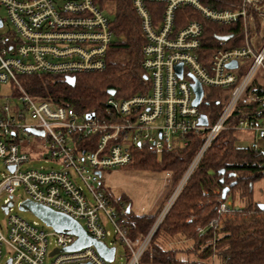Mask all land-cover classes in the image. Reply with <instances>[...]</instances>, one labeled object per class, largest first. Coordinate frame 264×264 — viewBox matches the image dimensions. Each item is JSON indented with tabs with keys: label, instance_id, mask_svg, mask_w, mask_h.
Masks as SVG:
<instances>
[{
	"label": "built area",
	"instance_id": "obj_1",
	"mask_svg": "<svg viewBox=\"0 0 264 264\" xmlns=\"http://www.w3.org/2000/svg\"><path fill=\"white\" fill-rule=\"evenodd\" d=\"M150 4L162 7L150 9ZM132 5L145 41L142 55L148 92L130 98L109 95L102 111L79 113L32 96L22 78H76L104 71L114 42L104 7L97 0H0V160L4 165L0 198L6 197L2 209L13 202L8 212L3 210L7 220L0 222V264L5 256L6 264H112L93 246L52 254L72 246L77 236L13 213L20 188L27 199L68 215L116 252L122 245L130 254L125 264H141L157 229L221 131L253 132L250 147L260 149L259 142L264 141V0H132ZM195 14L219 25L240 24L241 44L229 47L226 43L232 37L218 38L209 51L203 43L204 25ZM232 62H237L236 68L227 67ZM178 65H182L181 77ZM195 81L203 88L197 106ZM2 85H9V94H2ZM214 90H220L219 98ZM240 102L254 104L256 111L229 127ZM220 103L222 110L212 122L214 105ZM92 113L94 117H89ZM202 115L207 125L200 123ZM28 119L33 123H27ZM30 129L44 134L35 135ZM189 135L203 136L201 147L150 231L133 239L123 216L128 207L114 205L102 182L103 171L128 166L135 147L142 145L154 150L160 160L165 151L188 146ZM42 160L59 168L34 165ZM230 210L223 204L219 212ZM108 224L115 230L110 243ZM210 226L216 227L215 221ZM52 237L55 248L50 250Z\"/></svg>",
	"mask_w": 264,
	"mask_h": 264
},
{
	"label": "trees",
	"instance_id": "obj_2",
	"mask_svg": "<svg viewBox=\"0 0 264 264\" xmlns=\"http://www.w3.org/2000/svg\"><path fill=\"white\" fill-rule=\"evenodd\" d=\"M97 1L102 7L108 3L115 6L111 26L116 38L108 51L106 69L76 76L74 87L67 84L62 76L24 77L22 84L32 96L72 107L79 113H98L109 98V90H115L119 98L148 92L149 82L142 55L145 41L132 0ZM149 7L156 9L162 6L150 4ZM195 17L204 25L203 43L209 51L221 36L232 37L226 43L229 47L241 44L243 30L240 24L224 26L201 19L196 14ZM219 91L214 90L215 97H218ZM222 107L221 103L214 105L210 117L212 122ZM254 111V104L240 102L228 126H234L240 118L250 116ZM234 132L232 129L221 131L211 144L154 234L141 258V264H197L215 255L221 258L222 264H264V210L259 207L260 202L255 200L253 192L254 183L264 178V150L238 147ZM203 139L200 135H189L188 146L165 151L160 160L148 146L135 147L133 160L128 167L170 173L172 191L185 175ZM222 170H225L224 174ZM233 182L236 184L230 188L227 198L232 196L235 199L238 195L244 205H232L227 213L219 212L227 200H223L222 192ZM108 193L113 199L110 189ZM162 208L160 206L154 214L143 216L133 213L131 209L127 213L126 208L123 216L126 218L128 235L133 239L145 236ZM213 221L216 227L210 226ZM176 237L184 238L191 244L186 243L188 246L181 249L167 248L168 241ZM179 253L187 257L182 259ZM125 254L129 258V252ZM193 255H196V260L190 259Z\"/></svg>",
	"mask_w": 264,
	"mask_h": 264
},
{
	"label": "rangeland",
	"instance_id": "obj_3",
	"mask_svg": "<svg viewBox=\"0 0 264 264\" xmlns=\"http://www.w3.org/2000/svg\"><path fill=\"white\" fill-rule=\"evenodd\" d=\"M106 14L112 19L115 14V6L111 3H108L104 6ZM114 35V39H115ZM261 71L257 73L259 77ZM2 94H9V85H2L1 87ZM27 123H33L32 120L28 119ZM236 145L240 148L250 147L251 142L254 140V133L250 131H240L236 130L235 132ZM259 146L262 150H264V141L259 142ZM36 167H42L45 169L50 168H59L57 164L53 162H45L37 161L34 163ZM4 171V165L0 160V174ZM102 182L108 189L111 190L113 194V203L117 208H120L121 204H125L127 207H130L131 211L137 215H149L154 212L156 204L161 202V208L168 202L173 190L171 191V182H169V177H167L166 172L158 171L153 169H144V168H136V167H124L120 169H112L103 171ZM254 197L260 200V203H264V178L257 180L253 186ZM6 197L0 198V222H4L7 220V215L2 209V205ZM27 199V195L25 194L24 189L20 188L15 197V206L13 209V213L18 214L25 220L29 222H38L42 224V222L36 218L32 213L27 211H21L19 209L20 203ZM226 205L242 207L244 202L237 195L235 199L232 196H229L226 200ZM159 207V206H158ZM46 230L50 231V229L46 228ZM107 230L111 232V237L107 239V243L112 241L114 236V228L111 224L107 225ZM184 238H174L169 240L167 243V248L176 249L183 248L184 246H188L186 242H184ZM187 241V240H186ZM171 242V243H170ZM190 242V241H189ZM188 242V243H189ZM172 244V245H171ZM55 248V237H52L50 243V250ZM202 248H199V250ZM7 255V254H6ZM180 258H186L187 256L184 253L178 254ZM7 256L2 264H6ZM190 259L196 260V255L190 256ZM127 261V257L124 253V247L122 245H118V249L116 252V258L112 264H125ZM222 261L218 255L212 256L206 261L205 264L208 263H217Z\"/></svg>",
	"mask_w": 264,
	"mask_h": 264
},
{
	"label": "water",
	"instance_id": "obj_4",
	"mask_svg": "<svg viewBox=\"0 0 264 264\" xmlns=\"http://www.w3.org/2000/svg\"><path fill=\"white\" fill-rule=\"evenodd\" d=\"M1 26V22H0ZM222 40H229L230 36H223L219 37ZM228 68H236L237 67V62H232L227 65ZM176 71L182 76V65L176 66ZM147 78V77H146ZM65 81L67 84L70 86L74 87L76 84V78L75 77H66ZM194 92L196 94V99L194 101V105L197 106L200 104L201 99L203 97V88L201 84L198 81H195L194 84L192 85ZM109 95H116L115 90H109L108 91ZM89 117H94V114H90ZM200 123L202 125H207V117L205 115H202L200 118ZM30 132H32L35 135H43L44 133L42 131H37L34 129H30ZM222 174L225 173V170L221 171ZM100 174V173H99ZM223 181V180H222ZM236 182H233L230 186H227L224 188L222 192V198L223 200H226L227 194L230 191V188L234 186ZM13 206V202H9L7 205L3 206V210L5 212H8L9 208ZM259 207L264 210V203H260ZM19 209L21 211H27L32 213L36 218H38L45 226L51 228L55 232H69L75 236H77V241L70 246L69 248L66 249H61V250H55L52 254L54 253H59V252H73V251H78L83 248L93 246L98 254L104 258L108 263H113L115 259V253L116 249L115 247H109L106 243L99 242L95 240L93 237H91L84 227L76 220L73 218L69 217L68 215H65L63 213H60L58 211H55L47 206H44L42 204L36 203L31 201L30 199L24 200L22 203L19 205ZM130 212V207L127 209V213ZM197 264H205L204 262H198Z\"/></svg>",
	"mask_w": 264,
	"mask_h": 264
},
{
	"label": "crops",
	"instance_id": "obj_5",
	"mask_svg": "<svg viewBox=\"0 0 264 264\" xmlns=\"http://www.w3.org/2000/svg\"><path fill=\"white\" fill-rule=\"evenodd\" d=\"M254 198H255V197H254ZM255 200L260 202V200L257 199V198H255ZM160 205H161V202H158V203L156 204V207H155V209H154V212L151 213V214H154V213L157 211V209L160 207ZM158 206H159V207H158ZM149 215H150V214H149ZM187 243H188V242H187ZM189 244H191V242H189Z\"/></svg>",
	"mask_w": 264,
	"mask_h": 264
}]
</instances>
